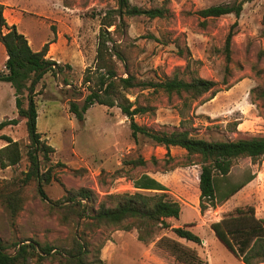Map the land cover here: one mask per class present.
Wrapping results in <instances>:
<instances>
[{"label": "rangeland", "instance_id": "rangeland-1", "mask_svg": "<svg viewBox=\"0 0 264 264\" xmlns=\"http://www.w3.org/2000/svg\"><path fill=\"white\" fill-rule=\"evenodd\" d=\"M128 1L141 8H163L165 16H124L122 29L113 34L124 56L123 62L116 60L120 76L132 74L137 80H157L171 76L176 68H180L178 74L182 78L199 75L215 80L220 90L211 99L197 100L184 110L188 120L185 126L195 136L209 140L264 135V104L258 96L264 87V73H256V70H264V55L258 57V53L264 50V0ZM11 2L21 8L19 29L34 45L57 31L62 40L72 43L73 53L69 61L60 62L62 71L56 76L50 72L44 75L34 95L37 129L46 143L54 148L50 154L51 164L64 163V167L54 166V180L44 187L47 196L56 200L63 196L65 189L80 187L93 189L100 198L133 192L132 178L146 173L164 184L167 194L180 204L179 217L165 220L171 226L191 224L188 229L202 239L200 244L177 239L170 229L148 224L141 226L145 241H140L135 228L110 227L104 229L102 235L105 241L100 255L106 258L111 254L110 261H104L105 264H179L158 246L161 236L177 239L194 249L204 264H243L214 235L209 223L219 220L237 206L246 205L253 206L255 215L264 218V161H252L249 157L234 159L227 179L221 183V191L249 176L253 178L226 201L214 208L208 207L203 214H200L198 206L199 164L162 172L148 163L145 167L131 169L127 177H113L112 173L122 166L125 158L138 155L145 159L151 156L163 158L166 153L164 146L143 136H139L136 144L130 133L129 119L116 106L94 104L85 112L82 123H78L74 114L69 112V102L81 105L87 93L82 77L94 64L100 17L115 8L117 1ZM239 2L242 3L239 16L231 13L203 19L197 14L198 10L208 6ZM233 23L235 33L231 41V61L226 63L224 42ZM108 29L112 30L113 26ZM2 51L1 46V70L4 69ZM126 96L139 105L148 106L147 112L134 117L138 124L155 130H171L179 126L182 103L176 96L167 97L161 91L138 87L129 89ZM16 116L14 90L9 83L0 82V121ZM0 134L17 140L22 154L16 165H0V194H5L21 185L20 180L27 170L28 136L24 120L5 127ZM4 145L0 139V147ZM169 153L176 160H184L185 150L180 147L170 146ZM79 168L86 171L72 173L71 170ZM99 175L105 179L103 183L98 182ZM47 208L46 201L37 194L35 182L24 186L22 209L16 215L10 213L0 197V236L10 246L9 251L13 250L15 243L26 239L57 248L70 246L76 227L61 224L55 215L48 213ZM88 220L81 221L80 229H90ZM29 264L33 262L29 261ZM43 264L54 263L45 261Z\"/></svg>", "mask_w": 264, "mask_h": 264}, {"label": "trees", "instance_id": "trees-1", "mask_svg": "<svg viewBox=\"0 0 264 264\" xmlns=\"http://www.w3.org/2000/svg\"><path fill=\"white\" fill-rule=\"evenodd\" d=\"M117 5L100 17V29L97 36L96 54L94 64L82 77V83L87 89L84 99L79 105L75 101L69 102V112L74 114L78 123L84 121V114L94 104L107 107L116 106L121 113L129 119L131 136L138 144L139 136L151 142L164 146L166 149L163 158L143 156L125 158L122 166L117 168L113 177H127L129 171L136 167H145L148 163L158 167L162 172L176 167L199 164L198 176L199 212L203 214L208 207H216L236 193L249 182V176L239 184L229 185L227 190L221 191V183L227 179L234 159L249 157L252 161H264V135L239 137L232 140H209L195 136L185 126L188 122L184 110L197 100L211 99L219 90L215 80L191 76L188 79L180 77V68H176L171 76L157 80H137L132 74L123 77L117 73V62L124 61L113 34L120 31L125 24L124 16L145 15L148 18L164 17L165 12L160 7L141 8L131 5L128 0H116ZM3 4L0 3V43L6 53L4 69L0 70V81L7 82L14 90V104L17 116L5 118L0 121V131L7 126L18 124L23 119L26 126L28 145L26 158L27 170L20 180L18 188L0 194L7 209L16 215L23 205V189L30 182H35L38 196L46 201L48 213L56 216L64 225L73 224L76 227L69 247L57 248L48 243L37 240H22L14 244L12 251L0 236V264H43L50 261L54 264H105L100 255L104 245L103 230L110 227H121L124 230L135 228L137 238L145 241L141 232L142 225H159L170 229L177 239L181 238L196 244L201 238L183 224L171 226L165 219L180 215L181 207L177 200L167 194L164 184L146 173L132 178L135 190L108 194L100 198L99 194L91 188L80 187L65 189L59 199H50L45 185L54 180L52 173L54 166L64 167V163L51 164L50 154L54 148L47 144L37 129V109L34 95L36 86L45 73L58 75L62 71L60 62L47 57L48 44L45 43L40 50H32L26 36L16 29L15 24L8 25L3 15ZM242 3L232 5H212L197 11L203 19L215 18L226 14L239 16ZM264 26V14L262 16ZM113 26L112 30H109ZM233 23L225 37L224 54L226 63L231 61V41L234 35ZM264 33V28L263 31ZM110 43V44H109ZM264 55V50L258 57ZM228 67V66H226ZM257 69V68H256ZM264 70H256V73ZM138 87L141 90L152 89L161 91L167 97L176 96L181 100L179 115L181 120L178 127L171 130H155L138 124L134 117L147 112L148 106L139 105L126 96L129 89ZM227 89V88H226ZM254 91V90H253ZM264 104V87L258 92ZM5 145L0 147V165L2 167L16 165L22 154L17 140L7 134H0ZM176 146L185 150L184 160H176L169 153V147ZM126 166V168H125ZM74 174H81L85 168L71 170ZM104 178L98 176V182L103 183ZM109 200L110 202H108ZM88 220L89 230L80 229L81 221ZM209 228L221 243L243 264H258L264 262V218L255 215L253 206H237L222 215L217 221H211ZM167 236L158 239V246L166 250L179 264H204L196 251L181 243L179 240Z\"/></svg>", "mask_w": 264, "mask_h": 264}, {"label": "crops", "instance_id": "crops-1", "mask_svg": "<svg viewBox=\"0 0 264 264\" xmlns=\"http://www.w3.org/2000/svg\"><path fill=\"white\" fill-rule=\"evenodd\" d=\"M0 3L3 4V6H4L3 15L6 19L7 24L8 25L15 24L16 29L26 36L28 43H29L32 50H40L41 47L45 43H47L48 48H49L48 52H47L48 58L55 60L56 62L69 61V59L71 57V53H73L72 52V43L68 42L67 40H62L59 31H57L56 34L52 33L51 37L48 36V37L43 38L41 41H39V43L37 45H34L31 41V39L28 37V35H26L25 32L20 31V29H19V24L21 22V11H22L21 8H18L16 4L11 2V0H1ZM1 46H2V44L0 43V49H1ZM2 53H3V63H4L7 56H6L5 51H2ZM46 74H49V72L45 73L44 75H46ZM36 124H38V118H37ZM179 239H181V238H179ZM110 243H113V242L110 241ZM102 259H104V261H106V262L110 261L111 254L106 256V258H102Z\"/></svg>", "mask_w": 264, "mask_h": 264}]
</instances>
